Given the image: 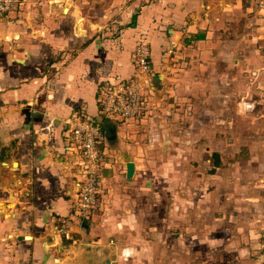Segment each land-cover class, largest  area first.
<instances>
[{
	"label": "crops",
	"instance_id": "1",
	"mask_svg": "<svg viewBox=\"0 0 264 264\" xmlns=\"http://www.w3.org/2000/svg\"><path fill=\"white\" fill-rule=\"evenodd\" d=\"M26 5L19 19L0 18V264H184L180 250L194 249L189 242L181 245L185 226L178 225L191 226L193 213L171 209L174 224L168 227L161 208L139 209V196L147 193L138 190L148 186L145 171L155 166L149 154H159L154 138L160 133H221L228 96H235L242 112L251 102L237 95L262 87L264 69L251 56L252 46L264 45V15L255 0H25L21 6ZM143 40L152 50L145 113L130 120L104 115L105 90L134 77L135 49ZM241 59L248 63L244 75L238 71ZM80 110L100 119L105 133L103 204L88 218L77 213L84 159L63 125ZM145 133L153 135L148 140ZM129 162L135 164L131 178ZM176 175L173 185L192 184ZM252 181L246 177L241 184ZM187 191L182 197L189 201ZM62 216L73 219L69 238L57 230ZM214 224L202 229L209 233ZM241 240L221 244L213 260H200L264 264L247 256L252 246ZM228 246L234 253L229 260Z\"/></svg>",
	"mask_w": 264,
	"mask_h": 264
},
{
	"label": "rangeland",
	"instance_id": "2",
	"mask_svg": "<svg viewBox=\"0 0 264 264\" xmlns=\"http://www.w3.org/2000/svg\"><path fill=\"white\" fill-rule=\"evenodd\" d=\"M28 7L29 5L20 6L14 11L0 15V18L17 20L22 15V10H27ZM262 44L263 42L260 41L259 45L252 46L251 56L255 59L256 65L264 69V50L260 47ZM247 64L246 61L240 60L238 71L243 75ZM248 72L249 76L253 77L251 70ZM250 77L245 81L250 83ZM242 79L244 80V77ZM263 85L264 79L262 87L260 86V90L255 94L247 95L245 94L247 90L241 89L242 92L237 98L242 103L251 102V106L242 105V112L236 110L238 106L235 105L237 102L234 101L235 96H231L232 98L228 96L231 101L220 117L221 133H160L154 138V144L160 148L159 151L157 150L159 154L154 152L149 154V160L155 163V166L152 170L145 171V176H148L146 182L148 186L138 191L147 194L146 198L141 194L139 198L142 199L137 204L139 209L151 213L161 208L168 227L174 224L170 218L171 209L178 207L183 216H186L188 211L193 213L194 223H191V226L186 224V221L178 225L185 226L184 234H179L182 236L181 245L185 247L189 242L193 244L194 249L187 251L185 247L180 250L179 257L184 258V264H203L200 259L213 260L221 244L233 241L238 236L242 237L244 246L249 244L254 247H251V252L247 253L248 257L255 255L254 260L264 259V242L261 239V234L264 232V212L263 217L258 216L260 211H264ZM246 96L251 100H246ZM211 125H217L216 121ZM145 134L148 140L153 135V133ZM170 166L173 168H169ZM177 173L180 178L182 175L184 179L189 177L192 184L173 185L172 179ZM246 177H251L253 181L242 185L241 181ZM136 189L132 187L131 193H136L134 191ZM187 190L190 194L189 201L186 197H182V191L187 193ZM258 207L262 209L258 210ZM182 219L185 220L186 217ZM209 224L217 225V228L214 227L215 230L211 228V232L208 233L209 229L206 231L202 228ZM218 226L223 227L224 230ZM240 227L246 228L247 232L240 234L241 232H238ZM224 231L227 233L221 234ZM228 249L231 248L229 246L227 248V253L230 255L226 259L229 260L234 257V253ZM187 258L191 259L186 260Z\"/></svg>",
	"mask_w": 264,
	"mask_h": 264
},
{
	"label": "built area",
	"instance_id": "3",
	"mask_svg": "<svg viewBox=\"0 0 264 264\" xmlns=\"http://www.w3.org/2000/svg\"><path fill=\"white\" fill-rule=\"evenodd\" d=\"M25 0H0V15L19 8ZM264 15V0H255ZM264 50V45H263ZM151 44L140 41L135 49L137 72L134 77L111 84L105 90L103 112L107 116H119L123 119H137L145 113L146 85L151 80ZM63 125L70 131L73 148L83 156L84 171L79 183L77 213L86 218L101 209L103 204L101 188V170L106 159L102 149L105 133L100 119L91 117L83 111H76L63 120ZM73 219L62 216L57 230L66 237H71ZM264 241V233L262 235Z\"/></svg>",
	"mask_w": 264,
	"mask_h": 264
},
{
	"label": "water",
	"instance_id": "4",
	"mask_svg": "<svg viewBox=\"0 0 264 264\" xmlns=\"http://www.w3.org/2000/svg\"><path fill=\"white\" fill-rule=\"evenodd\" d=\"M134 170H135L134 162H129L128 165H127V176L129 178H131L133 176Z\"/></svg>",
	"mask_w": 264,
	"mask_h": 264
},
{
	"label": "bare ground",
	"instance_id": "5",
	"mask_svg": "<svg viewBox=\"0 0 264 264\" xmlns=\"http://www.w3.org/2000/svg\"><path fill=\"white\" fill-rule=\"evenodd\" d=\"M135 59V58H134ZM134 75V74H133Z\"/></svg>",
	"mask_w": 264,
	"mask_h": 264
}]
</instances>
